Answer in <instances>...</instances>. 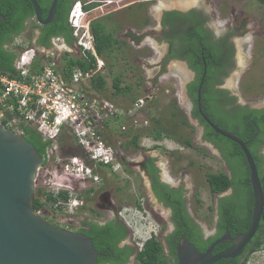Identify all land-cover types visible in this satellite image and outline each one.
<instances>
[{"label":"flooded vegetation","instance_id":"flooded-vegetation-1","mask_svg":"<svg viewBox=\"0 0 264 264\" xmlns=\"http://www.w3.org/2000/svg\"><path fill=\"white\" fill-rule=\"evenodd\" d=\"M86 1H91V5L93 2L102 3L101 5L98 4L95 6L96 11H98V13L95 15V19L97 20L98 18L100 19L103 17V15H111V13H113L112 11H115L119 8L131 7L132 4L141 6L144 4L157 2L158 0H129L121 5H118V7H115L114 3H119L122 0H85V2ZM159 2L165 5L166 8L161 10L159 9V11L156 9L154 10L156 15L155 25L149 28H146L145 25H143L144 27L141 26L143 27L141 33H138L136 31L137 29L129 27L127 30L122 31L118 38L124 40L132 48L142 50L145 44L142 43V38H144L146 34H151V36H153V41L152 43L148 42L149 48L153 50L154 47L160 48L162 53L155 66V69H158L156 71H158L160 75L161 73L168 72L169 70L178 74L175 68V63L173 64V62L181 61L185 63V66H182L187 77L182 78L181 75L180 77L182 79L181 88L182 93L184 94L183 97H185L186 105L183 106L181 103L177 102L176 104L181 110H183L182 107L185 108V111L183 110L184 114L187 116L188 121L191 124L189 129H197V138L195 139L189 135H186L188 138H191V146L185 145L183 138H181L178 140V146L174 148L175 150L171 149L164 152L165 150L159 148L160 150L157 151V154H152L151 150L145 149L143 152H139L138 155H136V150H138L140 147L138 145V139L137 145L131 142V136L128 138V142L126 143H122V141L117 140L116 145L112 143L110 144L108 141L114 135L113 128L110 129L108 126H105L106 128L101 130L100 134L105 144L112 148V156L110 157L112 162L106 165L102 164L101 162L91 160L87 151L78 143L74 136L70 134H63L58 138L57 149L47 148L46 154L44 156L40 155L42 160L36 175V178L41 176V168L45 165L44 159L47 155H49V158L47 157V161H50L51 159L56 160V157L59 158V160L63 159L64 161L62 155L65 148L67 149H65L64 154H69L67 159H71L75 156H78L82 159L83 166L80 169L79 167L74 169L79 171H84L86 168L89 169L92 175V177L90 176L89 180H92L96 183L100 181V178L98 177V171L96 172V166L99 165V167L104 171L103 174L107 175L106 178L101 177V185L97 188H94L93 186H84L83 189L80 188L81 190L79 193L75 194V196H79L78 198L82 205L81 207L86 211L87 214H89V216L82 217L75 222L73 220H64L63 217H59L56 214L49 215V212L46 210L42 211L43 206L40 208L41 212L39 211L40 216L55 226L75 232H81L79 229L83 228L84 221L87 220L94 221L99 224H104L108 221L115 220L117 224L126 226L127 235L118 242V247L129 245L130 247L134 248V252L128 258L126 264H135L138 247L132 242L130 238L131 232L129 225L125 219L120 216V213H132L136 211L142 216L150 213L149 216H145L149 218L151 217L153 221H157L155 220L156 215H159L160 211L164 210V212L167 214V218L163 217V220H165L164 223L166 225L164 223L160 224L159 221H157L158 224L155 222L156 230H154V232L148 236V238L155 236L162 243L164 250L163 254L166 258L163 264L178 263L177 254L182 241H186L187 243L191 244L198 253L202 254L216 240L225 237V239L214 245L211 250V255H216L232 245L234 238L240 234L237 229L238 227H241V223L244 222V217L240 214H234L235 212L230 214L231 210L229 209L228 213H226L225 224H220L218 214V198L221 196L230 195L232 193V189L229 188L223 193L214 194L216 196V200L212 206L213 218L211 220H198L193 214L191 204V198L193 195H195V184H193L189 178H178L177 175H175L174 169L176 166L174 165L179 166L177 163H179V160L183 157L181 154L186 148L189 150V152H194L192 158L197 161H200V159H204L206 157L218 158V160L222 163V167L224 168L220 171H224L230 175L231 169L226 158L223 156V151L225 150L226 145L222 141L219 145L213 141L215 136L219 133H217L203 118L201 112L214 125L220 128V125L225 123V116L227 114L232 115L231 110L237 105L248 106L249 108L255 109L264 108V105L261 107H254L252 105L239 102L238 98L229 88L227 81H225V76L229 72L230 66H237L235 61L236 57H234L236 46L232 39V34H234L232 32L234 29L232 25L230 24V26H226L227 31L225 29L216 30L214 26H211L210 24V21L213 20L210 12L203 6L196 5V0H177L176 5L172 2V0H159ZM107 7L110 8L108 9ZM104 8L106 9L105 11H103ZM148 16L151 17V14ZM244 21L246 22L247 20L245 19ZM230 23H232L231 20ZM240 32L244 34V26L239 29V33ZM30 33L32 34L35 42H37V38L41 34L40 30L38 28L30 27ZM53 38L54 37L51 38V45L49 47L54 46ZM241 45L243 48H245V44ZM214 48H218L221 55L219 57L218 63H213V65H211V69L214 68L211 71L212 76H207V78H205L206 70L205 73H203V71L204 69H207V60H212V50ZM191 53L196 55V62L198 64H203V71L200 79L197 78V71L190 67L189 55ZM205 56L208 58L206 59ZM223 62H225L223 70L221 72H217V67L215 68V66L218 65L219 67H222ZM168 63H170L169 68ZM184 67L187 70H190L191 73L189 74V77ZM204 79L206 80L205 85ZM126 84L127 83L124 85ZM138 87L139 85H137V88ZM190 88L193 90L192 95L190 94ZM198 90L200 92V101L198 100L197 96ZM216 92L220 93L215 94ZM133 93L134 92L132 89L130 95H123L130 97L132 101L128 106L131 104L133 105V102H135L134 97L136 95H132ZM194 93L195 97L193 96ZM148 98L150 97L147 95V97H145L144 104L141 107L142 110L138 112L142 113L144 111L146 116L150 115V110L146 105V101L147 104L148 101H150L146 100ZM228 99L231 100L229 101ZM170 102H172V99L168 102V104H170ZM154 105H156V102H154ZM207 109L211 111L213 109L217 110L220 117H218L216 120H212L205 112ZM134 118L135 119L129 117L130 126H128L125 131H128L129 129L132 130L131 126L136 127L139 124L142 126H148L149 124V121L147 124H144L143 120L138 122L140 119H136V117ZM7 128L13 130L15 133L29 142L25 137V133L22 131L21 127L18 126V124L15 126H7ZM208 129H212L214 131V135L213 132H210ZM35 130L40 134L43 140H47L36 128ZM260 141L261 144L259 147V153L264 155V136H262V140ZM34 148L39 154V150L35 146ZM129 154L134 155L133 157H129ZM193 163L194 162H191V160H188L185 164V167L188 165H193ZM68 164L69 162L66 164V166ZM68 166L71 168L70 164ZM63 167L65 169V166ZM181 169L183 168L181 167ZM63 170H61V172ZM107 172H109V174ZM89 175H85L84 177L88 179ZM110 177H112V179L109 182L108 179H110ZM76 178L77 176L72 177V175H69V177H67L62 184L67 186L69 189H74L76 188V186H73L75 183L74 180ZM71 181L73 182L71 183ZM59 182H61L60 178ZM39 186L43 185H35L34 199L36 196H38V194H40L38 188ZM48 193H50L53 198H56V200L51 199L48 201L51 209H57L58 207L63 208V205L60 203H67V201H69V199L72 197L69 192L64 190H54ZM62 194H67V198H64ZM39 198L41 199V196ZM196 198V201L198 202L199 199L198 197ZM41 201H45V198L41 199ZM82 208L80 210H82ZM103 212L108 213L109 217H106L105 220H99L98 216ZM184 214L186 215L188 222L184 221ZM75 223H77L76 226H74ZM220 225L221 227L225 228L226 231H223L222 234L218 235L220 233ZM86 228L89 229L88 225ZM177 228L178 232L174 233ZM232 229L233 231H236L235 234H231ZM187 237H191L196 241L197 244H201L202 246L198 247L195 243L190 242ZM213 237H216L215 240L210 241V239ZM252 239L242 249L241 253L235 257L226 258L228 261L223 264H240L242 260L248 255L253 245L254 241H252ZM170 242H175V251L173 255L170 253L169 249ZM206 243L208 244L206 245ZM215 263H218V260L213 264Z\"/></svg>","mask_w":264,"mask_h":264},{"label":"rangeland","instance_id":"rangeland-1","mask_svg":"<svg viewBox=\"0 0 264 264\" xmlns=\"http://www.w3.org/2000/svg\"><path fill=\"white\" fill-rule=\"evenodd\" d=\"M129 0H122L119 3H114L115 7L121 5ZM150 2V1H148ZM102 4L101 2L95 3L94 5ZM113 5V6H114ZM196 5L203 6L206 8L213 20L210 21L211 26H214L216 30H226V26L232 25L234 28L232 32V39L235 43L236 50L234 51V57H236V65H231L229 68V72L225 76V81L234 95L238 98L239 102L243 104L252 105L254 107H261L264 105V3L259 2L258 0H196ZM174 6V5H173ZM176 7V6H175ZM108 9L110 7H107ZM166 8L165 5L159 2H152L148 4H144L138 6L136 4H132L131 7L119 8L115 11H112L111 15H103L100 19L101 21H114L117 25L114 29V34L116 37H119L120 33L124 30H127L129 27L137 29L138 33H141L143 30V25L146 28L152 27L155 25L156 15L154 10ZM106 9L104 8L103 11ZM101 12V11H99ZM215 12V13H214ZM98 13L94 8L90 11L89 16H93ZM151 14V17L148 16ZM148 18V22H144L143 20ZM247 20L246 22L244 20ZM230 20L232 23H230ZM143 22V23H141ZM143 26V27H141ZM244 26V34L239 33V29ZM109 29V28H108ZM145 29V28H144ZM227 31V30H226ZM29 32V31H28ZM26 32L22 34L20 38L29 39V34ZM150 40V41H149ZM153 36L151 34H146L144 38H142V43H145L142 50H137L132 48L129 45L124 43L122 49L115 51V57H107L104 55V59L109 63L107 64V68H105V79H106V88L96 94L100 97L109 98L116 106L121 109H125L131 101L130 97L123 95H114L112 94V86H111V76L118 75L121 79V85L132 84L133 85V94L137 95V97H150L146 100V105L150 110V115L146 116L144 111L142 113H136V119L141 120L147 119L149 121L148 126L137 125L136 127H132V130L129 129L125 131L128 126H130L129 119H121L122 128L118 126H112V123H108V127L110 129L113 128L114 135L108 141L110 144H117V140L122 141V143L128 142V138L130 137L132 132L140 133L138 138V145L140 146L138 150H136V155L139 152H143L145 149L151 150L152 154H157L159 148H162L166 152L167 150L174 149L178 146V140L183 138V135H189L192 138H197L198 132L197 129H189L187 127H181L179 138H173L178 134L175 125L171 123H167L169 118H165L164 122L167 124L168 135H166V131H164L165 136L161 137L158 140L152 139L150 135L145 134L144 132L148 131L151 127V116H158L160 120H163L166 117L164 112L167 109V104L171 99H175L177 103H181L183 106L186 105L184 94L182 93L181 88V77L179 74L172 72L169 70L168 72L159 74L158 69H155L156 62L161 57L160 48L154 47L150 49L148 46V42L152 43ZM241 44H245V48L242 47ZM72 50L71 47H69ZM58 52H63L60 49ZM61 54V53H59ZM74 58L79 57L78 51L73 50L69 53ZM241 55V56H239ZM62 57V56H61ZM241 57L242 60L239 58ZM65 60L60 61V65L63 66ZM175 62H173L174 64ZM170 67V63H168V68ZM110 69L112 74L110 73ZM238 71V72H237ZM173 73V74H172ZM175 73V74H174ZM237 73V74H236ZM163 77V78H162ZM142 79L143 83L141 86L137 88L136 83L138 80ZM156 105H154V102ZM182 107V106H181ZM185 111V108L182 107ZM128 118V117H127ZM145 118V119H142ZM175 123H178L179 119L176 118ZM126 127V128H125ZM117 130V133H116ZM116 133V134H115ZM106 139V138H105ZM62 145V143H61ZM156 147V148H155ZM180 147V145H179ZM142 148V149H141ZM67 149V148H65ZM65 149L63 150V159L47 161L45 165L41 168V176L36 178L34 181L35 185H43L39 186V193L41 199L45 198V193L52 192L56 188L53 180L55 179L53 176L54 171H58V173H62L61 170L64 169L63 166H66L71 159H67L69 154H64ZM175 150V149H174ZM194 152H189L188 149H184L181 156H183L179 160V166H176L174 171L177 177L184 179H190L193 184H195V195L191 198L192 210L194 216L198 220H211L213 218L212 206L215 203L216 196L210 193L207 181L205 179L207 172H217L222 169V163L216 157H206L204 159H200V161L194 160L192 158ZM134 154H129V157H133ZM188 160L194 162L193 165H188L185 167V164ZM99 174L100 181L98 183L93 182L90 179V175L88 179L84 177L81 181L74 180L75 183L73 186L76 188L71 190V195L73 198L74 194L79 193L84 186H93L97 188L101 185V177L106 178L107 175L103 174V170L96 166ZM181 167L183 169H181ZM52 169V171H51ZM180 170V171H179ZM51 171V172H50ZM66 172L73 171L74 174L77 175L76 170H63ZM86 172V170H84ZM109 174V172H107ZM263 176H264V168H263ZM94 176V174H93ZM54 178V179H53ZM79 178V177H77ZM112 177L108 179L110 182ZM73 181H71L72 183ZM190 183V181H189ZM264 183V180H263ZM84 184V185H83ZM81 188V189H80ZM74 191V192H73ZM79 197V196H78ZM196 197H198L199 201H196ZM65 206V203H60ZM49 212V215L56 214L59 217H63L65 220H79L82 217L89 216L84 209L76 211V213H68L64 210V208L58 207L57 209L52 208L47 201H43V209ZM161 214V215H160ZM159 215H156L155 220L159 221L160 224L164 223L165 218H167V214L164 210L160 211ZM145 215H150L145 214ZM142 216L139 212L132 213H120V216L125 219L130 228V238L132 242L139 247L140 244L149 236V234L153 233L155 229V222L151 217ZM106 217H109L108 213L103 212L98 216L99 220H105ZM165 224V223H164ZM77 223L74 224L76 226ZM166 225V224H165ZM73 226V228H74ZM246 264H264V248L258 249L255 252L249 255V259Z\"/></svg>","mask_w":264,"mask_h":264},{"label":"trees","instance_id":"trees-1","mask_svg":"<svg viewBox=\"0 0 264 264\" xmlns=\"http://www.w3.org/2000/svg\"><path fill=\"white\" fill-rule=\"evenodd\" d=\"M40 10L41 17L46 16L47 10L50 6L52 0H36ZM78 0H57L54 19L52 22L47 24H39L35 15L32 4L29 0H0V14L2 19H0V71L8 74L10 77H15V68L14 60L16 58V50L10 48V43L15 37L23 33L27 28H38L41 32L37 38L36 44L43 47H49L51 45L52 37H61L64 39L65 43L68 45H73L74 37L72 35V29L68 23V13L71 7V4ZM85 1V0H80ZM261 3H264V0H258ZM95 3L87 6H83L85 9H89ZM110 22L101 21L93 19L91 21V32L94 36V46L99 56L104 59V55L107 57H115V51L122 49L124 40L119 39L114 34V29L116 28V23L112 20ZM145 23L148 22V18L143 20ZM109 28V29H108ZM126 45H129L126 43ZM130 46V45H129ZM221 53L218 48L212 50V60H207V69L206 77L212 76L211 65L213 63H218ZM194 53L189 55L190 67L197 71V78L200 79L203 71V64H198L196 62L197 57ZM206 59L208 58L205 56ZM63 59L65 60V68H70L73 65H77L83 70H87L89 65L81 59H75L74 57H69L68 52L63 54ZM105 60V59H104ZM106 61V60H105ZM107 62V61H106ZM107 64H109L107 62ZM222 67L218 65L216 71L221 72ZM110 73L111 69H110ZM226 74V73H225ZM112 94L114 95H130L131 90L133 89L132 84L121 85V79L118 75H112ZM206 80L204 79V85ZM142 79L138 80L137 85L141 86ZM91 85L95 90L102 91L106 88V79L105 75L98 74L94 76L91 80ZM193 90L190 88V94L192 95ZM216 92L215 94H219ZM135 95V94H132ZM131 95V96H132ZM195 97V93L193 94ZM133 98V97H132ZM137 98V95L134 99ZM229 101L231 99H228ZM206 114L212 119L216 120L220 117L217 110L213 109L212 111L207 109L205 110ZM165 116L163 120H160L158 116H151V128L144 132L145 134L150 135L152 139L158 140L161 137L168 135L167 124L163 123L165 118H169L167 123L175 125L178 134L172 136L173 138H179L181 127L190 128L191 124L188 121L187 116L184 114V111L179 108L176 104V100L172 99V102L167 105V109L164 112ZM236 113V114H235ZM231 114L225 116V123L220 125L223 130H226L236 137L240 138L246 143L247 148L249 149L251 155L254 158V162L258 171V174L262 180L263 189H264V155L259 153V147L261 144L262 136H264V108L255 109L249 108L248 106H239L231 110ZM178 118V123H175V119ZM123 119L120 117L119 123L122 124L120 120ZM18 126L21 127L22 131L25 133L27 140L33 144L38 150L41 156L46 154V149L50 145L49 140H43L40 134L35 130L30 124L24 122L18 123ZM210 132L214 131L208 129ZM140 133L133 132L131 133V142L137 145V139ZM182 138V137H181ZM184 144L191 146V138L186 135H183ZM213 141L219 145L222 141L225 143L226 148L223 151V156L226 158L229 167L231 169V174L228 175L224 171L220 172H207L206 181L209 187L211 194H219L232 189V193L227 196H221L218 198V208H219V221L220 224H225L226 213L230 209V214H240L244 217L241 224V227H238L237 231L240 233L245 232L251 221L252 207H253V195L251 184L249 182V168L246 161V158L240 149V146L229 138L217 134ZM44 159V163H45ZM40 194L35 197L33 202V207L36 210H39L43 206V202L39 198ZM64 198H67V194H62ZM53 198L50 193H45V201H49ZM197 199V198H196ZM82 205L79 206L80 210ZM237 208V209H236ZM83 209V208H82ZM184 221L188 222L186 215L184 214ZM88 225V228L87 227ZM83 234L91 239L93 247L97 253L96 264H126L128 258L133 254L134 248L129 245L123 247H118L119 240L126 237V226L122 224H117L115 220L108 221L104 224H99L94 221H84L83 228L79 229ZM226 231L225 228L220 225V234ZM178 232V228L174 233ZM236 231H233L231 234H235ZM217 235V236H218ZM216 236V237H217ZM216 237L210 239V241L215 240ZM188 240L192 243H195L198 247L202 246L197 244L194 239L187 237ZM209 241V242H210ZM253 245L248 253V255L242 260L240 264H246L249 255L255 252L258 249L264 248V211L262 218L259 223V227L252 239ZM176 242V241H175ZM175 242H170V253L174 254V244ZM208 243H206L207 245ZM164 250L162 243L155 237L148 238L143 247L137 251L136 262L135 264H163L166 260L164 256ZM228 259L223 258L218 260V263H226Z\"/></svg>","mask_w":264,"mask_h":264},{"label":"built area","instance_id":"built-area-1","mask_svg":"<svg viewBox=\"0 0 264 264\" xmlns=\"http://www.w3.org/2000/svg\"><path fill=\"white\" fill-rule=\"evenodd\" d=\"M90 11L87 9L83 12L78 2L71 8L69 19L75 39L72 50L68 47L57 51L37 48L20 36L12 41L11 46L20 49V52L14 63L15 77L0 71V121L8 126L14 125L16 120L32 124L46 139L52 140L50 149H57L60 136L70 134L84 147L90 159L108 163L112 148L105 144L99 134L104 129V122L115 121L120 113L135 119L144 104V98L136 99L132 106L123 110L109 98L96 94L100 91L92 87L91 80L98 74L105 75L106 63L94 46L95 39L90 30L92 18L83 22L77 20L79 14L80 17L87 16ZM55 42L59 47L63 46L61 38H55ZM60 49L63 52H58ZM73 50L78 51L79 58L89 65L87 70L77 65L70 68H65V63L60 65L62 54ZM147 122L143 121L144 124ZM56 160L59 158L56 157ZM71 160L78 161L80 158L72 157ZM65 169L69 170L68 165ZM53 175L56 190L60 187L70 192L72 188L70 190L60 183L59 177L65 179L69 175L81 176L73 171L58 173V170ZM79 203L78 196L74 194L63 208L68 213H74ZM144 241L139 247H142Z\"/></svg>","mask_w":264,"mask_h":264},{"label":"water","instance_id":"water-1","mask_svg":"<svg viewBox=\"0 0 264 264\" xmlns=\"http://www.w3.org/2000/svg\"><path fill=\"white\" fill-rule=\"evenodd\" d=\"M29 1L39 24L53 21L57 0L51 1L45 18L41 17L37 1ZM175 63L185 66L181 61ZM197 96L200 101L199 90ZM201 115L217 133L240 146L249 168L252 215L248 229L238 234L230 247L216 255H211V250L225 237L216 240L202 254L182 241L177 264H213L237 256L255 235L264 211L262 180L246 143L218 128L202 112ZM41 160L32 144L0 123V264H96L97 253L89 237L47 222L33 207L34 181Z\"/></svg>","mask_w":264,"mask_h":264},{"label":"clouds","instance_id":"clouds-1","mask_svg":"<svg viewBox=\"0 0 264 264\" xmlns=\"http://www.w3.org/2000/svg\"><path fill=\"white\" fill-rule=\"evenodd\" d=\"M76 2H78V3H80L81 4V10L84 12V11H86L87 9H85L83 6L85 5V6H87V5H90L91 4V1L90 2H88V1H86V2H88V4L85 2V1H80V0H78V1H75V2H73L72 4H71V7H70V10H69V13H68V23H69V26L71 27V29L73 30V25L70 23V11H71V8H72V6L76 3ZM95 6L96 5H93L92 7L94 8V10L96 9L95 8ZM92 7H90L89 9H93ZM79 17H80V14L77 16V20H79V22H83V21H85V20H87L88 18H93V19H95L93 16H89V14L87 15V16H85V15H82L81 17H80V19H79ZM93 19H91V20H93ZM78 25V24H77ZM90 25H91V21H90ZM29 31V32H28ZM26 32H28V34H29V37H30V40L29 39H27L26 41L29 43V44H32L34 47H37V48H45V49H49V50H53V51H57L59 48H69V47H71V48H74L75 47V39H74V43H73V45H68V44H66L65 43V41H64V39L63 38H61V37H58V36H56V37H54L53 38V42H54V46H51V47H43V46H39V45H37L36 44V42H35V40L33 39V37H32V34L30 33V28H27L23 33H21L20 35H18V36H22V34H25ZM16 38V37H15ZM14 38V39H15ZM55 38H61L62 39V41H63V46L62 47H59L57 44H56V42H55ZM13 39V40H14ZM12 43V42H11ZM11 43H10V48L11 49H14V50H16V58H15V60H14V63H15V61H16V59H17V57H18V54H19V52H20V49H17V48H15V47H12L11 46ZM66 52H68V51H66ZM65 53V52H64ZM63 53V54H64ZM63 54H62V60H64L63 59ZM68 54H69V52H68ZM71 55L69 54V57H70ZM71 57H73V56H71ZM101 57V56H100ZM75 59H80L79 57H77V58H75ZM105 61V60H104ZM105 63H106V68H107V62L105 61ZM14 68H15V65H14ZM15 74H16V69H15ZM138 98H143V97H137L136 99H138ZM135 99V100H136ZM144 100H145V98H144ZM133 104H134V102H133ZM130 106H132V104L130 105ZM130 106H128V107H126L125 109H123V110H126L127 108H129ZM142 110V108H140L138 111H141ZM120 117H122L123 119H129V117L130 116H126L125 114H123V113H120L119 115H118V117L116 118V120L115 121H107V122H104V124H103V128L105 129L106 127H107V125H108V123H112V125L113 126H118V128L119 127H121L122 126V124L120 125V123H119V119H120ZM128 117V118H127ZM130 118H132V117H130ZM20 122H24V121H22V120H16V123L14 124V126L15 125H17L18 123H20ZM0 123L3 125V126H8L6 123H4V122H1L0 121ZM24 123H26V122H24ZM26 124H29V123H26ZM31 126H33L32 124H30ZM106 126V127H105ZM34 128H36L35 126H33ZM122 128V127H121ZM37 129V128H36ZM123 129V128H122ZM38 130V129H37ZM101 130H103V129H101ZM99 134H100V132H99ZM47 140H49L50 141V145H49V147H48V149L51 147V145H52V140H50V139H47ZM84 148V147H83ZM88 153V152H87ZM75 157H78V156H75ZM78 158H80V157H78ZM45 163L47 162V156L45 157ZM92 160V159H91ZM94 161V160H93ZM80 162H82V159L80 158V160H78V161H72V160H70V162H69V164L71 165V168L68 166V168L69 169H71V170H76V169H74V168H76V167H79V169L83 166V165H81L80 164ZM97 162H101L102 164H110L111 162H112V160L110 159L109 161H108V163H103L102 161H97ZM68 164V165H69ZM84 170H86V169H84ZM76 172L77 173H79V174H81V176L79 177V178H76L77 180H79L80 181V184H81V181L84 179V176L86 175H89L90 174V171H87L86 170V172L85 171H79V170H76ZM83 178V179H82ZM86 178V177H85ZM65 181V179H63V181H61L60 183H63ZM61 185V184H60ZM56 187V186H55ZM60 188V187H59ZM58 188V190H64V191H67V192H69L70 193V191L69 190H67V189H62V188H60L59 189ZM55 190H56V188H54ZM71 190V189H70ZM81 205V203H79L77 206H76V211L78 212V209H79V206ZM38 212L40 211L41 212V210L39 209V210H37ZM76 211L74 212V213H76ZM148 239V238H147ZM146 239V240H147ZM145 240V241H146ZM144 241V242H145ZM144 244V243H143ZM142 247H143V245H142ZM142 247H138V250H140Z\"/></svg>","mask_w":264,"mask_h":264},{"label":"bare ground","instance_id":"bare-ground-1","mask_svg":"<svg viewBox=\"0 0 264 264\" xmlns=\"http://www.w3.org/2000/svg\"><path fill=\"white\" fill-rule=\"evenodd\" d=\"M172 2L173 3H175V5L177 4V0H172ZM240 56V55H239ZM239 58H241V57H239ZM241 60H242V58H241ZM183 64H181V63H175V68H176V71L178 72V74L179 75H181L182 76V78H186L187 76H186V74L184 73V69H183V66H182ZM185 68V67H184ZM186 69V68H185ZM186 71H187V73H188V77H189V72H188V70L186 69ZM72 177H73V175H72ZM60 179H61V181H63V179H64V177H59ZM66 179V178H65Z\"/></svg>","mask_w":264,"mask_h":264}]
</instances>
